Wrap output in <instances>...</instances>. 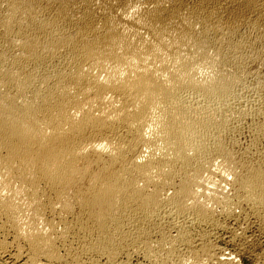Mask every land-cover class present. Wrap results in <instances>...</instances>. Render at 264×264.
<instances>
[{
	"label": "bare ground",
	"instance_id": "6f19581e",
	"mask_svg": "<svg viewBox=\"0 0 264 264\" xmlns=\"http://www.w3.org/2000/svg\"><path fill=\"white\" fill-rule=\"evenodd\" d=\"M227 221L264 237V0H0L1 258L233 264Z\"/></svg>",
	"mask_w": 264,
	"mask_h": 264
},
{
	"label": "rangeland",
	"instance_id": "374dc122",
	"mask_svg": "<svg viewBox=\"0 0 264 264\" xmlns=\"http://www.w3.org/2000/svg\"><path fill=\"white\" fill-rule=\"evenodd\" d=\"M226 224L230 227L231 232L223 233L220 231L214 235V237L215 236L217 237L216 238L213 237L214 239L212 238L213 240H211V242L215 245V247L217 246L216 251H218L219 253L218 255L219 256L222 255L223 256L222 258H226V259L230 258L229 260L233 264L234 263L235 264H264V237L261 236L259 233L257 234L258 230L256 229V227L254 228L251 227L249 230L245 232V235H244V234H241L242 232L240 231L238 224H235L234 222H231V221H227ZM232 229L233 231L234 230L235 231L232 232ZM233 234L236 236H234ZM232 237H235V238H232ZM230 238H232V241ZM244 239L246 240V242ZM139 256L140 255H136L132 257L130 259V262L128 263L129 264H147L144 261V259H142V257L141 256L139 257ZM4 263L5 264H15L9 257L7 258L3 257L0 259V264H4ZM18 263H20V261ZM203 264H206V263L203 262Z\"/></svg>",
	"mask_w": 264,
	"mask_h": 264
}]
</instances>
